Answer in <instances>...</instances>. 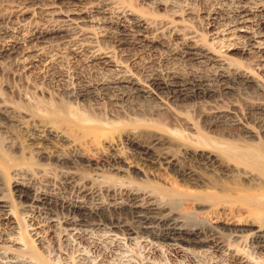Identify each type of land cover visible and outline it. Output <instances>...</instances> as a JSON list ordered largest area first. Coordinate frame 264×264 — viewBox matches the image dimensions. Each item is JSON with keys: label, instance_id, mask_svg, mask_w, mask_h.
<instances>
[{"label": "bare ground", "instance_id": "6f19581e", "mask_svg": "<svg viewBox=\"0 0 264 264\" xmlns=\"http://www.w3.org/2000/svg\"><path fill=\"white\" fill-rule=\"evenodd\" d=\"M0 43V59L8 54L21 70L43 72L64 58L63 52L61 57L47 51L52 44L65 45L83 63L71 81H56L55 91L106 119L75 123L51 108L59 128L67 126L75 141L98 144L127 123L121 137L138 166L185 167L182 174L198 188L208 185L202 171L204 177L229 178L237 172L251 182L258 178L255 171L264 170V0H0ZM167 58L173 64L152 69ZM197 109L203 131L190 121ZM43 120L46 113L31 99L0 101L1 264H55L44 250L60 246V251L69 238L95 233L113 244L105 264L128 259L125 241L168 245L175 252L172 264H199L197 250L205 249L230 263L250 264L216 240L218 227L189 226L173 200L132 187L133 178L125 182L134 173L119 157L93 163ZM177 126L194 132L184 137ZM23 155L38 164V174L56 170L63 191L13 178L15 201H8L4 176ZM105 172L123 184L100 183ZM263 188L258 189L264 199ZM251 243L264 256V229Z\"/></svg>", "mask_w": 264, "mask_h": 264}, {"label": "rangeland", "instance_id": "374dc122", "mask_svg": "<svg viewBox=\"0 0 264 264\" xmlns=\"http://www.w3.org/2000/svg\"><path fill=\"white\" fill-rule=\"evenodd\" d=\"M65 47V45L62 46L61 44H54V46L53 44L46 45L48 52L51 53L52 50V53L59 55L63 52L64 58L60 55L62 58L59 61H56L58 65L54 62V65L52 64L51 67L49 66L48 68L42 69L44 70L43 72H37L38 68L25 70L18 69L16 62L14 63L15 59L8 54L6 56L10 57V59L6 56V58H1L0 101L21 103L22 100L26 98L28 100H33L36 104L38 103L39 108L46 113V120L43 121L51 127L56 135H63L68 138L70 142H73L75 148L74 151L76 150V152L96 164H99L103 159L110 156L119 157L124 165L126 163V168L134 173L129 177L127 176L129 179H124L125 182L126 180L128 182V180L133 178V180L131 179V181H129L130 184L132 183V187L141 191H154V194L163 197L165 200L167 199L166 201L173 200L177 213L186 220L189 226H200L207 229L215 226L218 227L220 233L216 235V240L229 246L238 258H243L250 264H264V256L257 254L254 245L251 243L258 229H264V199L262 197V192L258 189L264 185V170L261 169L263 172H258L259 170L257 172L255 171L254 174H259H256L258 176V181L257 179H254L251 182L245 181V178L241 176L239 177L237 172L236 174L231 173L229 178L226 176L209 174L204 177L205 171H202L200 175H202V178L206 179L208 185L198 188L195 185L190 184L182 174V170H184L185 167L170 170L165 166L152 168L142 165L138 166L136 162L129 157V147L124 138L121 137V134H124L127 130V123L126 126L125 124L119 126L117 129L118 131L115 132L116 136L114 138H104L98 144H93L91 139H85L83 142L75 141L74 137H71L70 131L66 130L65 127L67 126L59 128L60 120L59 118H56L57 115L52 112L51 108L58 113L64 115L68 114L70 120L75 123L77 122V119L80 118L90 121L89 123L101 121L106 118L99 113L97 114V112H89L82 102L74 101L73 104L71 100L69 101L65 96L55 91L54 83H56V81L68 80L69 78L71 79L68 81H71L73 77H76L75 73L77 71L80 72L79 70H83L82 67H84L81 61L69 55L70 53L67 52L68 49ZM29 55L31 54H27L28 57ZM11 59H13V61ZM170 59L171 58H167V61L170 62L168 63L166 61V63L161 64L162 67L161 65H153L152 69L161 70L167 67V64L170 66L173 64L172 59ZM235 59L240 60L243 66L248 65L247 61L242 60L240 55H236ZM83 74L85 77L88 73L86 71V73L84 72ZM195 111L196 110L190 112L192 118H190V121L198 123V130L200 129L203 131V126L200 123L198 116L201 111L199 109H197L196 112ZM169 119L170 118H168L167 123L171 125ZM176 129H178L177 131L180 134H184V137L186 134L194 132L191 129L187 130V128H184L183 126H177ZM210 136L214 137L212 135ZM235 143H237L238 146L244 145V143L237 138L235 139ZM261 148L264 150V146H261ZM174 151L175 153H178L176 149ZM20 157L22 159L15 160L12 163L15 170H11L4 176L6 193L9 198L8 201H15V196L11 192L15 185L13 182L14 179H18L20 182L25 179L27 181L30 180V184L34 183L36 187L42 190L51 191L57 194L63 191L61 185L62 179L56 170V172L54 170L52 172V170L46 169L47 171L45 170L44 172L43 169L42 171L40 170V174H38L39 167L38 164L36 165L33 158L28 157L27 155ZM226 160L228 162L231 161V164L235 167L236 165L237 167L244 165L242 168H246L250 171L252 170L251 168H248V165L246 167V164L241 161L239 163L235 160L232 161L230 158H226ZM254 168L258 169L259 167L256 168L255 166ZM79 173L81 175L84 174L89 178L91 177L92 179L96 178L93 176L95 172L92 171L80 170ZM101 178L103 179L100 180L102 181L100 183L107 185L114 184L119 186L123 184L119 181L116 182L113 179L115 177L111 176L108 172L103 173ZM68 192L67 195L73 194L72 191L70 192L68 190ZM1 223L3 222L0 220V224ZM101 236L102 235L99 233H95L85 238L72 237L71 239L69 238L70 240L68 239V243H65L66 245H62L63 247L60 251V246H54L55 249L51 248L48 252L47 250H44L43 252L46 254L45 257H49V260L52 259L53 262L56 261L55 264H77V262H84L86 264H105L104 260H106L107 257L105 256L107 248L110 249L113 244L110 243L108 239H105V242ZM134 242L135 241H125V251L129 257L126 254L128 259H125L122 264H148L152 263V261L153 264H170L172 256L175 255L172 247L169 248L170 246H166L165 244L161 245L159 248H153L152 245L146 242ZM99 244H102V247ZM108 244L110 247H108ZM197 255L196 257L199 264H233L230 263L221 253L219 254L210 250H197ZM191 262L192 261H190V263Z\"/></svg>", "mask_w": 264, "mask_h": 264}]
</instances>
